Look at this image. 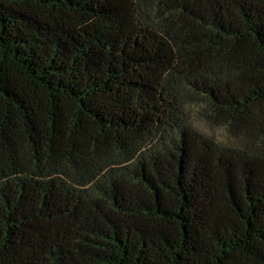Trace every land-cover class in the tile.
<instances>
[{
  "label": "trees",
  "instance_id": "trees-1",
  "mask_svg": "<svg viewBox=\"0 0 264 264\" xmlns=\"http://www.w3.org/2000/svg\"><path fill=\"white\" fill-rule=\"evenodd\" d=\"M0 264H264V0H0Z\"/></svg>",
  "mask_w": 264,
  "mask_h": 264
},
{
  "label": "rangeland",
  "instance_id": "rangeland-1",
  "mask_svg": "<svg viewBox=\"0 0 264 264\" xmlns=\"http://www.w3.org/2000/svg\"><path fill=\"white\" fill-rule=\"evenodd\" d=\"M190 123L200 132L218 141L226 142L227 134L219 125L206 119L205 114H209L203 106L191 103L187 106Z\"/></svg>",
  "mask_w": 264,
  "mask_h": 264
}]
</instances>
